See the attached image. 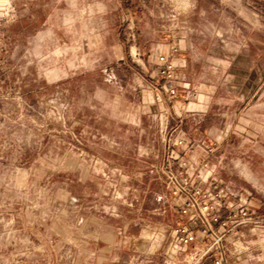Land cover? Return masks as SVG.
Segmentation results:
<instances>
[{
    "label": "rangeland",
    "instance_id": "obj_1",
    "mask_svg": "<svg viewBox=\"0 0 264 264\" xmlns=\"http://www.w3.org/2000/svg\"><path fill=\"white\" fill-rule=\"evenodd\" d=\"M191 173L255 220L223 210L227 264H264V0H0V264H190Z\"/></svg>",
    "mask_w": 264,
    "mask_h": 264
},
{
    "label": "built area",
    "instance_id": "obj_2",
    "mask_svg": "<svg viewBox=\"0 0 264 264\" xmlns=\"http://www.w3.org/2000/svg\"><path fill=\"white\" fill-rule=\"evenodd\" d=\"M158 62L160 76L165 80L170 79L173 74L172 64L164 56H159ZM174 93L175 91L171 89L170 94ZM177 159V157L172 158V161H177ZM167 175L168 180L176 179L174 175ZM184 178L183 181L188 180V182L181 184L173 194L183 198L179 211L182 213L181 217L187 218V223L177 224L171 228V240L170 243L168 242L169 256L174 260L180 255L190 264H204L209 258L212 264H227L225 236L223 233L219 235L215 232V229H224L227 226L228 220L222 219V212L228 210L234 217L238 215L236 224L246 226L255 222L250 209L245 201L233 208V204L228 202L227 195L219 189V184L213 181L208 183L212 178V173L203 177L201 173L196 175L191 173ZM195 180L202 181L206 186L204 188L195 187ZM190 181L193 183H189ZM196 227L198 231H194ZM209 237H211L210 240Z\"/></svg>",
    "mask_w": 264,
    "mask_h": 264
},
{
    "label": "crops",
    "instance_id": "obj_3",
    "mask_svg": "<svg viewBox=\"0 0 264 264\" xmlns=\"http://www.w3.org/2000/svg\"><path fill=\"white\" fill-rule=\"evenodd\" d=\"M241 169V168H239ZM241 173V175L249 182H251L253 185H256V181L254 176L251 174V172L245 167L242 168V170L239 171Z\"/></svg>",
    "mask_w": 264,
    "mask_h": 264
}]
</instances>
